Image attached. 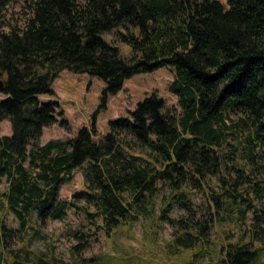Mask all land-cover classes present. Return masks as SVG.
I'll return each instance as SVG.
<instances>
[{
    "label": "trees",
    "instance_id": "16d2710c",
    "mask_svg": "<svg viewBox=\"0 0 264 264\" xmlns=\"http://www.w3.org/2000/svg\"><path fill=\"white\" fill-rule=\"evenodd\" d=\"M9 1L0 0V122L12 128L0 135L7 184L0 210L5 205L25 227L32 216L45 223L75 209L110 236L152 215L165 186L168 206L185 213L168 220L173 248H220V264L263 262L264 178L253 170L264 173V0H226L227 7L217 0H30L24 26L5 32L1 10ZM112 30L128 56L103 39ZM167 65L178 112L152 93L128 117L109 121L99 141L93 122L74 138L40 144L57 119L56 104L39 96L54 94L61 72L101 79L104 108L127 79ZM75 170L85 190L61 199ZM191 191L204 199L205 213L192 206ZM221 225L233 228V238L208 243ZM0 235L11 237L1 224ZM8 252L10 264H50Z\"/></svg>",
    "mask_w": 264,
    "mask_h": 264
},
{
    "label": "rangeland",
    "instance_id": "374dc122",
    "mask_svg": "<svg viewBox=\"0 0 264 264\" xmlns=\"http://www.w3.org/2000/svg\"><path fill=\"white\" fill-rule=\"evenodd\" d=\"M217 1L227 7L226 0ZM29 3L30 0H10L1 10L5 32L9 31L10 26H24L29 17ZM102 37L108 43L115 42L124 56L129 55V47L117 42L116 30L105 32ZM173 76V67L169 65L150 73L134 75L124 82L120 91L109 95L104 108H101L105 88L101 79L87 74L61 72L52 85L54 94L39 96L43 103L56 104L57 119L44 128L40 144L49 140L74 138L80 128L91 129L93 122L95 141H99L108 132L109 121L128 117L129 112L152 93L164 101L165 110L178 112V99L168 90ZM4 98L0 93V100ZM62 120L67 122V126L61 125ZM11 134V123L8 120L0 122V135ZM253 173L264 178V173L258 174L254 170ZM6 188L5 180L0 179V194ZM84 190L82 172L75 170L71 179L61 186L59 197L70 200L74 193ZM169 196L170 192L165 186L160 188L153 201L152 215L124 224L110 236L96 229L82 217L81 211L75 209L70 210L61 220H48L45 223L32 216L28 225L21 227L16 218L5 211L4 205L0 210V224L11 237L4 241L0 235V251L5 258L1 264L11 263L10 249L19 252L21 258L28 252L31 262L42 258L49 260L50 264H220L221 255L217 254L220 248L215 247L202 253L172 247L174 228L168 220L183 218L185 213L175 203L168 206ZM189 196L192 206L205 213L201 195L191 191ZM233 233L232 227L221 225L212 231L207 240L208 243L220 245L232 239ZM77 250L81 253L76 254ZM260 264H264V259Z\"/></svg>",
    "mask_w": 264,
    "mask_h": 264
},
{
    "label": "water",
    "instance_id": "95a60500",
    "mask_svg": "<svg viewBox=\"0 0 264 264\" xmlns=\"http://www.w3.org/2000/svg\"><path fill=\"white\" fill-rule=\"evenodd\" d=\"M2 88V82L0 81V89Z\"/></svg>",
    "mask_w": 264,
    "mask_h": 264
}]
</instances>
